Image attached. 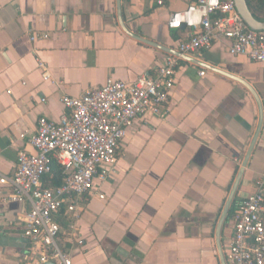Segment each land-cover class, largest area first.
<instances>
[{"label": "crops", "instance_id": "obj_1", "mask_svg": "<svg viewBox=\"0 0 264 264\" xmlns=\"http://www.w3.org/2000/svg\"><path fill=\"white\" fill-rule=\"evenodd\" d=\"M159 1L0 0L3 175L34 152L40 117L59 121L62 97L152 77L176 53L188 31L167 20L187 3ZM226 47L180 57L165 115L135 120L114 165L77 199L78 217L55 216L71 264H226L234 212L264 171V63ZM8 192L0 185V264H30L29 204L2 201Z\"/></svg>", "mask_w": 264, "mask_h": 264}, {"label": "built area", "instance_id": "obj_2", "mask_svg": "<svg viewBox=\"0 0 264 264\" xmlns=\"http://www.w3.org/2000/svg\"><path fill=\"white\" fill-rule=\"evenodd\" d=\"M186 3L184 10L169 15L167 27L186 29L188 35L176 42L177 55L167 54L154 76H142L133 82L108 79L80 97H62L64 113L59 121L45 117L37 120L36 132L29 139L34 152H19L10 176L0 172V185L9 188L2 201L29 204L21 221L22 236L30 243V257L34 255L30 264H71L57 244L61 228L55 216L65 209L68 215L78 217L77 199L92 191L94 179L102 178V167L114 165L119 145L135 120L165 115L162 107L174 88L180 57L194 58L222 41L229 55L264 63V30L249 29L233 0ZM157 4L162 2L157 0ZM38 67L46 79L44 67L40 63ZM52 164L60 169L62 182L46 188L42 180L51 174ZM75 242L82 244L76 237ZM225 263L264 264V171L255 181L254 192L234 212Z\"/></svg>", "mask_w": 264, "mask_h": 264}, {"label": "trees", "instance_id": "obj_3", "mask_svg": "<svg viewBox=\"0 0 264 264\" xmlns=\"http://www.w3.org/2000/svg\"><path fill=\"white\" fill-rule=\"evenodd\" d=\"M248 9L252 16L259 22H264V0H246ZM60 169L52 164V172L43 178V186L46 188L58 187L62 182Z\"/></svg>", "mask_w": 264, "mask_h": 264}, {"label": "water", "instance_id": "obj_4", "mask_svg": "<svg viewBox=\"0 0 264 264\" xmlns=\"http://www.w3.org/2000/svg\"><path fill=\"white\" fill-rule=\"evenodd\" d=\"M233 1H234V5H235L237 12L239 13L243 22L249 29L253 31L264 30V22H259L252 16L250 10L248 9L246 0H233ZM172 53L177 55V53H174V52ZM45 264H53V263L49 262Z\"/></svg>", "mask_w": 264, "mask_h": 264}]
</instances>
